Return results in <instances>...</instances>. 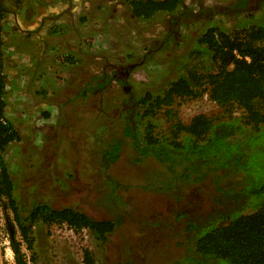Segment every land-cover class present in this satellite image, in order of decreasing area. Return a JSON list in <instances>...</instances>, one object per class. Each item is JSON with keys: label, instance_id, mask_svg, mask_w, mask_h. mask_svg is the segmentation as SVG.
<instances>
[{"label": "rangeland", "instance_id": "obj_1", "mask_svg": "<svg viewBox=\"0 0 264 264\" xmlns=\"http://www.w3.org/2000/svg\"><path fill=\"white\" fill-rule=\"evenodd\" d=\"M129 1L0 0L6 8L0 20L4 119L19 137L1 157L14 180L21 216L46 204L80 210L95 220H121L105 243L87 230L73 234L66 225L38 222L31 227L29 250L4 201L0 264H15L11 235L30 264H84L85 250L95 264H176L186 239L181 214L196 217L214 210L213 176L199 182L191 175L179 178L178 165L172 173L169 163L141 158L125 129L130 122L140 132L150 120L156 137H169L172 120L166 110L139 120L137 100L162 91L177 76L205 28L239 19L233 14L238 0H182L185 11L180 7L173 16L158 13L148 21L132 17ZM262 1L247 0V8L258 10ZM177 15L186 21L172 29ZM136 63L124 83L112 76L124 71L118 67ZM172 107L184 124L196 115L224 117L207 94L178 99ZM261 139L255 162H264ZM113 142L120 146L119 158L103 166L102 152Z\"/></svg>", "mask_w": 264, "mask_h": 264}, {"label": "trees", "instance_id": "obj_2", "mask_svg": "<svg viewBox=\"0 0 264 264\" xmlns=\"http://www.w3.org/2000/svg\"><path fill=\"white\" fill-rule=\"evenodd\" d=\"M180 4L181 0L128 2L132 17L147 21L158 13L173 15ZM262 5L252 11L247 0H238L233 14L240 20L234 17L205 28L185 54L187 62L177 76L162 91L145 93L137 100L139 120L166 110L172 120L169 137H156L150 120L140 132L130 122L125 129L141 158L169 163L172 173L178 165L179 178L191 175L199 182L213 176L218 192L213 197L214 210L196 217L181 214L186 239L181 244L184 255L176 264H264V162H255L254 157L264 137V1ZM4 13L6 8L0 3V20ZM228 25L234 28L232 32ZM4 91L0 75V206L5 201L11 210L27 249L32 245L31 227L38 222L47 227L66 225L75 234L87 230L97 242L105 243L121 225L119 218L95 220L80 210H57L46 204L35 205L27 218L21 216L14 180L1 157L8 145L19 141L12 124L4 119ZM203 94L223 109V119L196 115L187 124L180 122L172 107L176 100H196ZM119 151L118 143L109 144L101 164L117 161ZM12 238L15 264H26L20 245ZM83 263L95 264L86 250Z\"/></svg>", "mask_w": 264, "mask_h": 264}, {"label": "flooded vegetation", "instance_id": "obj_3", "mask_svg": "<svg viewBox=\"0 0 264 264\" xmlns=\"http://www.w3.org/2000/svg\"><path fill=\"white\" fill-rule=\"evenodd\" d=\"M114 0H110V3H112ZM261 1L262 0H260V3H261ZM263 2V1H262ZM260 3H259V5H260ZM69 4H70V2H69ZM198 10H200L201 9V4H200V2L198 3ZM180 7H182V0H181V4H180ZM179 7V8H180ZM182 10L183 11H185V7H182ZM213 10H216V8H213ZM177 12V11H176ZM175 12V13H176ZM230 12H232L231 10H230ZM174 13V14H175ZM171 16H173V15H171ZM186 19L188 20V17H190V16H188V14H186ZM198 16L199 15H192V17H194V18H198ZM182 15H177L176 17H172L173 18V20H174V22L172 23V24H170L171 25V28L173 29L174 27H177L179 24L181 25V24H183V21H186V20H182ZM171 29V30H172ZM172 33V36L174 37L175 36V33H176V31H173V32H171ZM140 63H136V64H132V65H128V66H124V67H118V69H122V70H124V71H122V72H120L119 70H116L115 71V74H112V76L113 77H115L116 79H117V81H120V83H124V81H125V79H127L129 76H130V73H131V70L134 68V67H137L138 65H139ZM133 65H134V67H133ZM116 79H112V81H116ZM126 88V87H125ZM127 90V89H126Z\"/></svg>", "mask_w": 264, "mask_h": 264}, {"label": "built area", "instance_id": "obj_4", "mask_svg": "<svg viewBox=\"0 0 264 264\" xmlns=\"http://www.w3.org/2000/svg\"><path fill=\"white\" fill-rule=\"evenodd\" d=\"M68 229H69V228H68ZM69 230L71 231V233L74 234V232H73L71 229H69ZM83 231H85V230H83ZM24 260H25V263H26V264H30V258L24 256Z\"/></svg>", "mask_w": 264, "mask_h": 264}, {"label": "crops", "instance_id": "obj_5", "mask_svg": "<svg viewBox=\"0 0 264 264\" xmlns=\"http://www.w3.org/2000/svg\"><path fill=\"white\" fill-rule=\"evenodd\" d=\"M79 34H80V33H79ZM72 41H73V40H72ZM72 41H71V42H72ZM71 42H70V43H71ZM78 43H79V44L81 43V42H80V40H79V42H78ZM88 45H89V44H88ZM79 50H80V47H79ZM79 52H80V51H79ZM81 53H82V55H84V54H85V53H83L82 51H81ZM88 54H89V55H91L92 53H88ZM94 57H95V56H94Z\"/></svg>", "mask_w": 264, "mask_h": 264}, {"label": "water", "instance_id": "obj_6", "mask_svg": "<svg viewBox=\"0 0 264 264\" xmlns=\"http://www.w3.org/2000/svg\"><path fill=\"white\" fill-rule=\"evenodd\" d=\"M133 67H134V65H133ZM12 236V235H11Z\"/></svg>", "mask_w": 264, "mask_h": 264}]
</instances>
